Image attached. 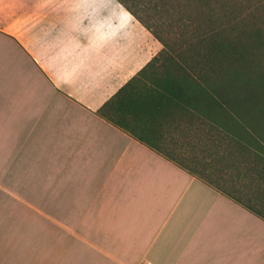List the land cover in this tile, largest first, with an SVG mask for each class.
<instances>
[{
	"label": "crops",
	"instance_id": "crops-1",
	"mask_svg": "<svg viewBox=\"0 0 264 264\" xmlns=\"http://www.w3.org/2000/svg\"><path fill=\"white\" fill-rule=\"evenodd\" d=\"M161 49L117 0H0V264H264V139L223 193L98 114Z\"/></svg>",
	"mask_w": 264,
	"mask_h": 264
},
{
	"label": "trees",
	"instance_id": "trees-1",
	"mask_svg": "<svg viewBox=\"0 0 264 264\" xmlns=\"http://www.w3.org/2000/svg\"><path fill=\"white\" fill-rule=\"evenodd\" d=\"M117 1L162 49L98 114L223 192L205 173L207 158L201 163L187 149L222 148L213 154L226 160L264 139V73L256 66L264 52L261 25L247 15L246 0H147L151 17L167 19L157 31L134 10L135 0ZM164 141L187 149L163 148Z\"/></svg>",
	"mask_w": 264,
	"mask_h": 264
},
{
	"label": "rangeland",
	"instance_id": "rangeland-1",
	"mask_svg": "<svg viewBox=\"0 0 264 264\" xmlns=\"http://www.w3.org/2000/svg\"><path fill=\"white\" fill-rule=\"evenodd\" d=\"M246 2L250 7L249 11L247 12V15L250 17V19H254L255 21H257L261 25L262 30L264 31V0H246ZM135 4L136 6L134 10L138 12L139 17L146 20L149 25L154 24L156 26L155 29L157 31L161 29L160 27L158 28L161 22L163 21L167 22L166 18L164 19L162 17L163 19H158L157 17L150 16L152 14L149 10H147L148 9L147 0H135ZM256 66H258V69L262 73H264V52H262V54L258 56ZM251 78L255 80V82H257L256 80L257 78L255 76H251ZM202 148L203 147L202 146L200 147V144L197 145V151H195V153H193L191 149H187V148L186 149L189 150V152H191L192 154H196L197 159H199L201 163L203 162V157H206L207 160L205 161L206 164L205 173L207 174L208 178L211 180L212 184L216 187H220L221 190H225L228 193H231L230 188L229 186H227V182L225 181L229 178L230 175L234 174L236 176L239 173H243L244 166H242L240 163L233 161L234 163L231 165V168H229L228 167L229 165L223 160V158H221L222 157L221 155H218L219 159H216L215 154H213V151L217 153L222 148H217V151L210 148L208 154L202 153Z\"/></svg>",
	"mask_w": 264,
	"mask_h": 264
},
{
	"label": "built area",
	"instance_id": "built-area-1",
	"mask_svg": "<svg viewBox=\"0 0 264 264\" xmlns=\"http://www.w3.org/2000/svg\"><path fill=\"white\" fill-rule=\"evenodd\" d=\"M145 264H149V263H145Z\"/></svg>",
	"mask_w": 264,
	"mask_h": 264
}]
</instances>
